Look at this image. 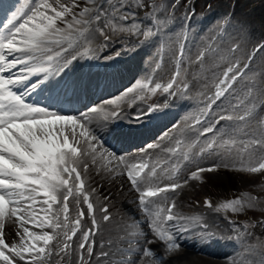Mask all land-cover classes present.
Wrapping results in <instances>:
<instances>
[{
    "label": "snow or ice",
    "instance_id": "6c2138e0",
    "mask_svg": "<svg viewBox=\"0 0 264 264\" xmlns=\"http://www.w3.org/2000/svg\"><path fill=\"white\" fill-rule=\"evenodd\" d=\"M180 8H184L185 20L189 12L195 15L194 5L187 0H0V14H6L0 24V264H52L54 256L67 259L68 264H182L178 233L194 231L203 240L220 238L241 245L249 241L253 229H261L264 237V218L240 223L228 215H242L262 203L250 193L220 203L197 202L211 212L225 213L227 232L211 226L204 214L179 211L176 203V189L204 180L206 172L264 177V120L258 122V134L239 129L247 139L228 123L247 125L255 102L242 110L243 100L221 107L239 83H255L257 73L251 65L258 53L264 54V20L261 35L254 40L253 21L229 13L215 26L216 40L197 53L200 65L209 54L226 62L200 115L213 105L220 111L206 124L193 117L199 126L194 128L196 139L174 137L180 155L191 158L195 168L182 177H169L168 183L156 165L144 159L145 149L117 155L101 142L98 132L116 120L139 123L144 115L184 99L189 85L181 78L179 66L167 81L151 75L138 78L114 98L76 115L26 101L38 86L32 77L43 83L62 76L79 60L112 61L131 54L159 36ZM248 44L252 50L245 54ZM180 54L182 58L183 45ZM259 75L264 79V72ZM157 92L164 94L163 103L153 99ZM134 104L135 110L129 111ZM174 128L179 131V126ZM165 137L168 133L161 140ZM197 145L198 152L189 157ZM146 147L155 150L162 145L156 142ZM163 150L170 155L177 152L176 147ZM125 192L132 195L131 202L142 214L131 224L117 219L115 200ZM30 222L39 225L41 232L30 230ZM44 229H51V234ZM246 250L264 253V240L257 238ZM227 264L254 261L242 255L229 257ZM259 264H264V256Z\"/></svg>",
    "mask_w": 264,
    "mask_h": 264
},
{
    "label": "rangeland",
    "instance_id": "374dc122",
    "mask_svg": "<svg viewBox=\"0 0 264 264\" xmlns=\"http://www.w3.org/2000/svg\"><path fill=\"white\" fill-rule=\"evenodd\" d=\"M209 0H203L202 3L204 4ZM171 2V0H169ZM212 5L209 7H204L202 12H204V17L211 15L214 21V24L218 23V20L220 18H223L226 13L228 12L230 8L229 0H213ZM161 17L164 16L163 12L158 13ZM246 17L249 20L253 21L254 27H253V39L259 38L260 33V22L264 20V0H240V7L238 8V13L236 17ZM182 17V10L179 9L175 13V19L170 21V23L164 27L165 33L169 36L168 39V47L171 53L175 51V43H174V36L177 34L179 29V24L181 22ZM216 40L215 35V27L213 25L210 26V28L207 30L205 35L202 37L200 42L198 43L196 49L189 55V59L185 65V71H184V79L187 80L188 83L192 85V92H191V101L189 104L190 109L196 108L198 104L199 99H206L210 94L213 93L214 90V82L216 80V77L219 76L222 68L226 66V62L219 59V57H213L212 55H208L205 63L203 65H200L196 61L197 53L203 51L206 47L212 44L213 41ZM252 47L251 44H248L245 48V54L248 52V50ZM253 70L257 73L255 83L253 85V81L251 80H245V82L242 84V86L239 88L238 92L226 103V106H229V104L235 106L237 102H240L241 100L244 101L243 108L245 105H250L252 102H257L261 100V98L264 97V95H261V91L264 90V79H261L259 73L264 72V54H262L259 58V61L254 66ZM252 88L254 93L252 99H250V95H247L249 89ZM247 98L245 99V97ZM258 122L259 118H252L247 125L244 124V122L234 123L233 125L237 127L238 129V135L241 136L244 139H247L243 135V131L252 132L256 131L257 134L259 132L258 128ZM243 128V131H240L239 129ZM189 135H193L192 131H188ZM196 139V138H194ZM193 139V140H194ZM197 147V146H196ZM195 147V148H196ZM198 150L193 151L192 156L197 153ZM212 158H209L210 162ZM193 162V161H192ZM194 168L192 166H188V170ZM188 170L184 173V175L187 174ZM159 175H163L165 173V170H162V172H158ZM203 176L205 177L204 180L201 181H190L189 184L194 187L195 189L198 188V185L200 183H203L205 180H214L217 183L227 184V185H233V184H239L241 183L242 179L241 176H239L235 171H225L220 170L219 172H212V173H204ZM161 178H165V176H162ZM210 180V181H211ZM166 183V181H163ZM248 211H254V209H249ZM262 230L258 229L254 231L252 238L249 239L244 245H241L239 249L236 250V253L239 256H252L253 254L247 253V244L248 243H254V240L259 236L260 232ZM260 239L264 240V237H259ZM197 258L193 257L191 260L194 262H190L189 260L185 261V264H200V261L195 260ZM216 262L214 264H224V259H213ZM205 263V262H204ZM201 264L203 262L201 261Z\"/></svg>",
    "mask_w": 264,
    "mask_h": 264
},
{
    "label": "bare ground",
    "instance_id": "6f19581e",
    "mask_svg": "<svg viewBox=\"0 0 264 264\" xmlns=\"http://www.w3.org/2000/svg\"><path fill=\"white\" fill-rule=\"evenodd\" d=\"M140 140L139 138L137 139V141ZM9 225V224H8ZM14 227H18V225L14 226ZM181 257L184 258V260L182 261V264H185V261L189 260L190 262H194L193 260H191V258H193L192 256L190 255H187V254H182ZM197 261H200L198 258L195 259ZM205 262V263H204ZM203 264H212V262H209V261H205L204 260ZM193 264V263H191ZM200 264H201V261H200Z\"/></svg>",
    "mask_w": 264,
    "mask_h": 264
}]
</instances>
